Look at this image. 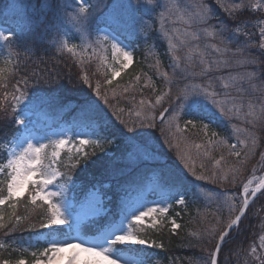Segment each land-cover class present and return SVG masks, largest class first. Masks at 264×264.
I'll list each match as a JSON object with an SVG mask.
<instances>
[{"label":"trees","instance_id":"1","mask_svg":"<svg viewBox=\"0 0 264 264\" xmlns=\"http://www.w3.org/2000/svg\"><path fill=\"white\" fill-rule=\"evenodd\" d=\"M177 1L180 2L178 5L181 9L185 5L195 2V0ZM90 2L96 4L97 0H90ZM119 2L126 3L127 0H119ZM136 2L137 0H133V3ZM140 2H146V0H140ZM156 2L169 6L174 3L172 0H156ZM204 2L215 14V19L210 23L218 27L227 26L228 31L224 33L225 37L230 36L232 29L237 25L250 35H241L238 42L227 45L222 44L219 37H210L208 40V37L201 36L204 53L196 46L198 39H193L188 33H183V44L177 43L175 38L173 40L178 46L176 55L181 58L180 67L175 68L168 41L162 37L157 20L151 33H145L138 27L136 32L140 38H136L128 32H125L126 39L121 37L135 46L134 61L122 76L116 78L112 85H108L104 73L108 72L107 78H111V74L106 67H101L98 60L57 50L58 42L64 38L66 31L60 24V21L65 19L63 7L56 14L58 19H54V13L43 6L48 3V0H0V27L5 26L17 34L15 38H17L18 54L11 57H0V66L5 68V74L8 76L5 81L8 87L5 89L0 85V98L3 97L5 91L12 93L17 82L21 88L26 87L30 97L37 89H40L48 98V102L33 108L31 117L34 119V125L43 132L52 130L62 123L70 124L76 128L78 108L86 101H94L98 105L104 122L109 128L118 131L123 128V125L117 120V115L126 121L136 120L135 112L140 109V102L142 100L145 102L148 98L155 99L158 96H163L166 99L158 104L157 108L171 105L175 107L179 103L176 99L177 93L185 85H206L211 79L213 89L221 93V96L217 97L218 99H223L224 93H228L232 98L226 104V108H232V114L229 116L217 115L211 122L210 132L207 136L199 127L183 133L176 132L175 127L172 128V132H175L178 138H182V147L185 146V143L187 144V150L192 157L197 175L208 177L215 172V181L212 179L198 180L184 167L176 151L165 143V135L160 131L161 128L166 129L168 123L160 122L158 119L156 120L157 128L138 130L151 133L150 143L158 153L153 161L141 163V160L147 159L143 154H140L139 157L133 156L130 159H125V148L113 145L108 149V157L104 156L102 150L97 149V154L93 157V160L97 161L96 164L90 161L87 168L81 165L73 172L75 183L83 185L82 190L76 191L77 195L84 196V191L95 185L107 198L106 202L108 206L110 205V212L117 210L118 199L125 196L131 197L134 192L143 189L152 182L175 189L174 197L178 193L185 194V204L174 202L167 212L166 218L162 217L164 221L162 228L157 230L155 235L149 232V235L158 243L162 241L164 247L147 249V257L144 256V253L134 252L140 258H147L152 264H207L209 254L214 249V242L198 243V240L213 229L219 230L226 225L230 218H234L237 212L232 211L229 204H234L236 209H239L243 184L251 176L264 172V160L261 159V154L264 153V114L260 112L261 107H264V63L239 67L235 65V61L240 56L232 54L239 44L253 42L258 45L261 39L259 28L263 26L264 11H254L249 8L239 11L233 18H229V15L216 0H204ZM223 2L231 5L237 0H223ZM76 3H78L77 0L76 2L74 0H56L58 5L69 6L66 8L69 14L76 8ZM159 10L161 9L158 8ZM94 15L96 18L92 20L89 29L93 35H95L96 28L106 25L103 22V10ZM134 15L139 16L140 13ZM155 15L156 13H153V16ZM178 18L179 14L175 13V20L171 17L165 20V28L173 37V31L182 32L184 29L191 28L185 22L178 21ZM147 19L145 17V20ZM54 23L55 27H53ZM181 24L180 28H175ZM245 25L249 26L245 27ZM68 28L71 29V26L69 25ZM149 35L150 39L145 40L144 37ZM211 44H217L221 48L227 46L231 49L223 56L227 57L226 59L232 66L221 67L220 70L210 72L208 76H201L199 73L205 67L204 64L199 63L201 53L205 55V60L208 63H213L221 57L217 58L218 53L210 47ZM26 50L28 51L26 52ZM245 54L264 62V53L259 51L258 46L246 48ZM9 58L12 63L5 64ZM81 60H83V64ZM213 68H216L215 64H213ZM41 71L43 79L50 80L52 83H35V79L38 77H34L33 73ZM85 71L89 74L93 85L96 82L101 83L102 93L107 95L111 107L104 104L103 100L95 95L93 88L81 83L80 78ZM249 71H255L257 78L251 82L240 81L233 86L232 80L229 79L230 75L235 76L238 73ZM163 73H167V78ZM221 77L224 79H220ZM25 79L28 80L26 86L23 83ZM224 83H228L230 87L223 88ZM169 89H171L170 95H165ZM249 102L254 105V115H247ZM65 104H69V108L64 107ZM10 105L11 96L9 95L4 101V110H0V162L7 159L5 145L12 140L14 135H17L18 129L22 130L21 126L14 122L15 117L11 112ZM21 107L23 108V105ZM120 109H124V112L120 113ZM188 118L191 117L181 113L178 118L179 127L183 128L184 122ZM204 123H209V121L205 120ZM236 129L241 131L237 132ZM212 132L217 135L212 136ZM128 135H132V133ZM252 138H256L257 146L247 162L241 163L245 159L248 149H245L240 141L247 140L251 147ZM210 139L213 141L212 144L208 143ZM220 140H226L228 145L236 142L237 150L241 151V157L230 156L228 154L229 147L216 143ZM196 144H201L203 147L197 149ZM206 151H210L211 155H206ZM222 156L224 159H221ZM101 158L117 161L115 168L109 172H103L99 167ZM63 160L67 163L66 156L63 157ZM217 160H220L219 165L216 164ZM201 164L204 165L203 169L200 167ZM229 169H239V171L234 172ZM224 173L228 174L226 181L221 178ZM234 176L235 179H233ZM26 204L25 198L17 208L18 215L27 214L25 212ZM3 208L6 213L10 211L8 205ZM29 211H31L30 206ZM35 218L37 217L33 214V219ZM172 220L180 225V228L175 232L171 230ZM102 222L103 218L100 223ZM87 225L88 223H85L83 228H86ZM7 231L0 230V244L5 245L0 249V264H3L5 260L10 264H17L20 259H24L26 264H32L34 258L31 256V252L42 249L45 244L42 241L34 242L35 246L29 247L27 240L30 234L27 231L17 230L6 234ZM192 233L197 235H192ZM230 235L232 238L223 247L219 264H246L250 260H252L250 264H260V261L249 256L253 245L258 246L260 238L264 237V194L260 193L250 205L246 218L242 220L239 229ZM134 247L139 248L140 246Z\"/></svg>","mask_w":264,"mask_h":264},{"label":"snow or ice","instance_id":"2","mask_svg":"<svg viewBox=\"0 0 264 264\" xmlns=\"http://www.w3.org/2000/svg\"><path fill=\"white\" fill-rule=\"evenodd\" d=\"M76 2V0H74ZM220 7L233 18L234 15L245 9H252L254 11H264V3L260 0H237V2L229 5L225 4L223 0H216ZM151 5V7H149ZM49 11L54 13V19H58L60 9H65V19L60 21L62 27L66 29L64 38L58 42L57 50L59 52L67 51L71 54H76L77 45L71 43L73 38H79L83 41L90 39L91 32L89 31L92 20L95 19V13L103 10L104 20L107 28L111 30L110 34L98 36L96 40L97 49L94 53L97 54V59L101 67L110 69L111 78L108 77V72L104 73L106 83L112 85L113 81L124 72L133 61L131 51L127 50V46L123 44L120 37L127 38L125 32L130 35L140 38L136 29L139 27L145 33H151L154 24L159 22V31L162 37L166 38L169 45V51L174 60V67L179 68L180 56L176 55L178 46L173 42L174 37L170 35L165 28V20L170 18L175 12H181V18L189 27L194 28L195 31L188 33L193 39H199L201 36L220 38L222 44H229L238 42L241 35L248 36L249 33L237 25L232 29V34L228 37L224 33L228 31L227 26L218 27L211 24L210 21L215 19V14L204 0H195L194 3L187 4L180 8L179 5H160L156 0H146L140 2L137 0H127L126 3H120L119 0H97L96 4L90 3V0H78L76 8L72 13H68L66 8L68 5H58L56 0H48V3L43 5ZM158 8L161 10L158 11ZM140 13L139 16L134 15ZM153 13H156L153 16ZM145 17L148 19L145 20ZM222 23V22H221ZM71 26V29L68 26ZM55 23L53 27H55ZM249 25H245L248 27ZM74 29L71 36L68 31ZM14 31L9 29L7 32L0 31V41H3L9 49V57L18 55L13 52L11 45L14 43ZM260 41L258 45L253 42L239 44L233 56L239 55L240 58L235 61V65L245 67L264 63L257 58L250 57L245 54L246 48L257 47L261 53H264V26L259 28ZM145 40L150 39L149 36L144 37ZM184 42L181 41V44ZM107 45L111 49L114 60L119 63V67H114L108 63V56L105 54L108 51ZM87 47H92L88 44ZM210 47L216 53H227L231 51L227 46L219 47L217 44H211ZM28 50H26L27 52ZM11 59H7L5 64H11ZM83 64V60H81ZM201 63L205 65L204 69L199 73L201 76H208L213 70H220L221 67H231L228 60L213 61L208 63L201 59ZM213 64L216 68H213ZM11 69L9 70V73ZM167 78V73H163ZM192 75V74H189ZM35 83H47L52 81L44 80L41 72H34ZM8 76L5 74V68L0 66V85L5 89L8 87L5 81ZM187 78V77H185ZM257 78L255 71L245 73H238L235 76L230 75L233 86L240 81L247 80L249 82ZM81 83L93 88L95 95L100 97L104 104H109V99L106 94L102 93V85L96 82L93 85L92 80L85 71L81 76ZM220 79H224L221 77ZM170 80V78H169ZM25 86L28 80H24ZM228 83L223 84V88L228 89ZM253 87H255L253 85ZM127 91V89H125ZM171 89L165 95H170ZM11 96V112L15 117L14 122L21 126L22 132L18 129V135H14L10 140L9 148L7 150V159L0 162V230H8L6 234L13 231H27L30 235L27 243L29 247H34V242H43L45 246L42 249L31 252L34 258L32 264H149L147 258L136 257L133 258L131 253H144L147 257L146 250L152 248H163V242H157L149 235H155L157 230L161 229L164 221L161 217L166 218L169 210L167 204H159L137 196L135 198L125 196L118 199L115 212L103 211L98 213V216L103 217V222L100 223L98 219H89L86 228H82L84 217L79 215L73 203L75 196L69 199V193H75L78 189H83V185H77L73 180V172L83 165L88 167L89 162L96 164L97 161L93 157L97 154V149L104 152V156L108 157V149L113 145L123 146L125 148V159H130L133 156L139 157L143 154L147 157L146 160H141V163H148L153 161L155 155L158 153L153 145L150 143L151 133L147 131H138L143 129H154L158 125L156 123L157 117L151 111L142 114V111L135 112L136 120L126 121L117 115V120L123 125V128L116 131L104 122V118L94 101H86L78 108L77 126L74 129H69L67 132L53 137H45L41 140H35L28 135H23L29 130L31 120L29 112L41 103L48 102V98L44 93L37 89L30 97L27 93L26 87L21 88L17 82L14 91L8 93L5 91L3 97L0 98V110H4V101ZM221 96L213 89L211 79L206 85H185L177 93L176 99L178 104L172 109L170 113V120L167 128H161L160 131L165 135V143L173 148L179 159L183 162L184 167L192 173L198 180L212 179L215 181L216 173L213 172L211 176L197 175L195 165L192 157L188 153V146L182 147V138H178L172 128L175 127L176 132L183 133L197 129L203 130L205 136L210 132V125L213 119L217 116H229L232 114V108H226V104L230 99L228 93H224L223 99H218ZM163 96L156 98V105L160 104ZM27 102V103H25ZM141 105L145 102L142 100ZM23 105V108L21 107ZM64 107L69 108V104ZM249 112L247 115H254V105L249 102ZM149 108L154 110L155 105H149ZM124 109H120L123 113ZM169 108L162 109L160 114L161 122H164V113H168ZM260 112L264 114V107H261ZM188 118L184 122V127H179L175 121L180 114ZM131 115V113H129ZM239 115V113H237ZM208 120L209 123H204ZM126 129V131H125ZM237 132L241 131L236 129ZM132 133V135H128ZM216 136L215 132L211 133ZM175 140V143H174ZM209 144L213 141L208 140ZM216 143L229 147V155L237 158L241 157V151L237 150V144H227L226 140H220ZM248 152L245 153V159L241 163H246L250 154L253 153L257 146L256 138H252L251 147L247 140L240 141ZM195 147L200 149L201 144H196ZM62 154L66 156L67 163L61 158ZM206 155H211L210 151L205 152ZM221 159H224L222 156ZM261 159L264 160V153L261 154ZM117 161L111 159L105 160L101 158L99 167L103 172H109L115 168ZM220 164V160L216 161ZM202 169L204 165L200 166ZM63 169V170H62ZM229 171L238 172L239 169H229ZM223 180H228V174L224 173L221 177ZM235 179V176L233 177ZM252 180L242 186V193L240 195L241 204L239 209H236L234 204H229L232 211L237 212L234 218H230L226 225L219 230L213 229L208 232L205 237H201L199 242L213 243L214 249L210 252L207 264H218V257L229 240H231V233L238 230L242 219L246 218V213L249 210L251 198H255L257 193H262L264 190V178L259 181L256 188L250 189L249 185ZM6 192V194H5ZM228 195L227 193H222ZM100 195L99 190L93 185L91 188L84 191V199L87 201L90 197ZM27 200L25 205V212L27 214L18 215L17 208L23 200ZM102 200V196H101ZM174 202L181 205L185 204V199L182 194H177L173 197ZM8 205L10 211L5 212L3 206ZM29 206L31 211H29ZM102 207V204L100 205ZM33 214L37 218L33 219ZM219 223V221H218ZM172 231L175 232L180 228V225L175 220L171 221ZM90 233V235H89ZM192 235H197L192 233ZM62 237V238H61ZM264 244V237L260 238ZM23 243V242H22ZM4 244H0V249L4 248ZM134 246H140L136 248ZM27 251V249H25ZM251 252L255 254L257 249L253 247ZM255 259L264 264V253L256 255ZM3 264H10L9 261H3ZM17 264H26L24 259L17 261Z\"/></svg>","mask_w":264,"mask_h":264},{"label":"rangeland","instance_id":"3","mask_svg":"<svg viewBox=\"0 0 264 264\" xmlns=\"http://www.w3.org/2000/svg\"><path fill=\"white\" fill-rule=\"evenodd\" d=\"M172 1L174 2L173 4H176V5L180 4V2L177 1V0H172ZM260 2L264 3V0H260ZM228 3L230 4V1ZM175 13L179 14V18H178L179 20L178 21L185 22L184 19L181 18V12L180 11H177ZM175 13L171 16V18L173 20H175L174 19ZM262 25L264 26V21H263ZM181 26H182V24L175 26V28H180ZM8 30H9V28H7L5 26H1L0 27V31L7 32ZM74 31H75L74 29H72L71 31H68V35L71 36ZM194 31H195L194 28H187V29H184L182 32L173 31V34H174V38L177 40V43L181 44V41H183V37H184L183 33H191V32H194ZM110 32H111V30L109 28H107V26L105 25V26H101V27L97 28L96 31H95V35H93L91 33L90 39L87 40V41H83V40H81L79 38H73L70 42L77 45V49H76V54L75 55L81 56L83 58L90 57V58H94V59L98 60L97 59V54L94 53V51H93L94 49H97V45H96L95 42H96L98 36H103L105 34H110ZM16 35L17 34H15L13 36L14 43L11 45L12 50L15 53H17V38H15ZM64 35H65V33H64ZM120 39L123 41V44L125 46H127V50L132 52L133 61H134L135 46L132 45V44L127 43L121 37H120ZM207 39L210 40V37H208ZM88 44H91L92 47H87ZM196 46H197V48H199L200 50H202L205 53L204 44L201 42L200 38L197 40ZM105 47L108 48V51L105 53L108 56V63L112 64L114 67H119V63H117L114 60L113 56H112L110 47H108L107 45H105ZM97 52H98V49H97ZM225 54L226 53H218L217 58L220 57V56L221 57L217 61L227 60L226 59L227 57L225 56L226 58H224V56H223ZM3 56L9 57V49L5 45V43L3 41H0V57H3ZM202 57L205 60V55L203 53H201V55L199 56V63L200 64H203V63H201ZM133 61H132V63H133ZM108 71L110 72V69H108ZM125 71L122 72L120 76H122L125 73ZM165 99L166 98L163 97V99L161 100L160 103H162ZM150 104L151 105H155V109L154 110L149 108ZM156 108H157L156 98L155 99L148 98V99H146L145 104L141 105L139 110L142 111V114L145 113V112L151 111L152 114L156 115V117L158 119V117H159V115L162 112V109L164 107L157 108V110H156ZM173 108H174L173 105H171L170 108H169V112L166 113L165 116H164L165 117L164 122H166V123L169 122L170 113H172V109ZM31 116H32V112L30 111L29 112V118L31 120V124L29 125L28 132L27 133H23V135H28L30 138H34L35 140H41V139H43L45 137H53V138H55L56 136L60 135L61 133L67 132L69 129H74V127L72 125L67 124V123H62L60 126L54 128L52 130H49L47 132H43V131H41L40 129H38L34 125V119H32ZM175 123L178 124V119L175 121ZM18 134H20V133H17V135ZM5 146H6L7 150H8L9 143H7ZM64 156L65 155L62 154L61 158L63 159ZM263 175H264V173L253 175L247 180V182L249 180H252V182H254V183H259V181L263 178ZM0 179H3V177H0ZM249 187H250V185H249ZM175 192H176V190L173 189V188H169V187L157 184L156 182L155 183L152 182V183L148 184L146 187H144L143 189L134 192V194H132L131 197L135 198L137 196H140L142 198H147V200L155 202V203L167 204L169 206V209H170L172 207L173 203H174L173 197H174V193ZM99 193H100V195H98L96 197H90L87 201H85L83 195L78 196L76 192L75 193H73V192L69 193V199H72L73 196H75V198H76L75 200H73V203H74V205L76 207L77 213L79 215H81L82 217H84V223L82 225V228L84 227L86 222L88 223L89 219L101 218L102 216H98L97 214L98 213H102L105 210L109 211V209H110V207L106 204V198L103 195L102 191L99 190ZM5 194H6V192H5ZM179 194H182L183 198L185 197L184 193H179ZM101 196H102V200H101ZM101 204H102V207L100 206ZM161 219H162V217H161ZM176 223L178 224V222H176ZM253 247H255L257 249V252L255 254H253L251 252L249 257H252L254 260H256L255 256L256 255H261L262 251H264V244H262V241L260 240L258 246L253 245ZM130 255H132L133 258L138 257L134 253H131ZM250 262H252V260H250L246 264H250ZM149 264H151V263H149Z\"/></svg>","mask_w":264,"mask_h":264},{"label":"water","instance_id":"4","mask_svg":"<svg viewBox=\"0 0 264 264\" xmlns=\"http://www.w3.org/2000/svg\"><path fill=\"white\" fill-rule=\"evenodd\" d=\"M164 115H165V113H164ZM159 117H160V116H159ZM159 121H161L160 118H159ZM257 186H258V185H257ZM257 186H256V187H257ZM258 195H259V193H257L256 197H257ZM256 197H255V198H256ZM255 198H251V202H250V204L254 201ZM222 248H223V247H222ZM221 250H222V249H221ZM219 257H220V255H219ZM219 257H218V262H219Z\"/></svg>","mask_w":264,"mask_h":264},{"label":"bare ground","instance_id":"5","mask_svg":"<svg viewBox=\"0 0 264 264\" xmlns=\"http://www.w3.org/2000/svg\"><path fill=\"white\" fill-rule=\"evenodd\" d=\"M259 183H254L252 182V184L250 185V188L253 189V188H256V186L258 185Z\"/></svg>","mask_w":264,"mask_h":264}]
</instances>
